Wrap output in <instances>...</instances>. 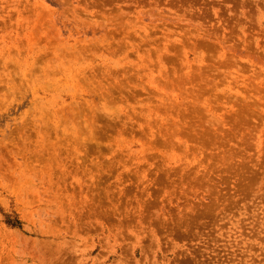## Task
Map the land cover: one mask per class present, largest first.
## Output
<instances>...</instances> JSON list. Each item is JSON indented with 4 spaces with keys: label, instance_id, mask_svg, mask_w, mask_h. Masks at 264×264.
I'll return each mask as SVG.
<instances>
[{
    "label": "rangeland",
    "instance_id": "374dc122",
    "mask_svg": "<svg viewBox=\"0 0 264 264\" xmlns=\"http://www.w3.org/2000/svg\"><path fill=\"white\" fill-rule=\"evenodd\" d=\"M0 264H264V0H0Z\"/></svg>",
    "mask_w": 264,
    "mask_h": 264
}]
</instances>
